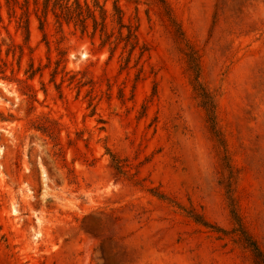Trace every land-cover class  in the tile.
<instances>
[{
    "label": "rangeland",
    "instance_id": "rangeland-1",
    "mask_svg": "<svg viewBox=\"0 0 264 264\" xmlns=\"http://www.w3.org/2000/svg\"><path fill=\"white\" fill-rule=\"evenodd\" d=\"M163 2L119 0L133 47L112 0L105 44L0 0V264H257L239 228L264 254V0Z\"/></svg>",
    "mask_w": 264,
    "mask_h": 264
},
{
    "label": "trees",
    "instance_id": "trees-1",
    "mask_svg": "<svg viewBox=\"0 0 264 264\" xmlns=\"http://www.w3.org/2000/svg\"><path fill=\"white\" fill-rule=\"evenodd\" d=\"M93 1L94 8L90 6L87 0H84V3H82L81 0H34L35 4H41L42 14L45 17L48 15L49 11H51L60 25H62L63 21L66 23L74 22L75 26H79L82 32H86L89 26L88 20H91L93 27L92 35H95L98 31L103 44L113 43V32L108 30V11L105 6L100 3V0ZM107 1L108 0H105V2ZM161 1L164 5L163 0ZM16 2H18V0H16ZM28 3L29 0H24V5ZM112 4L114 10L112 21L118 26L121 40H126L127 43L135 47L137 43V28L124 22L123 12L119 5V0H112ZM96 9L99 11V18L96 15ZM166 14L169 19L172 18L167 10ZM40 24L43 28V21L41 19ZM28 25L29 19L26 20V24L24 25L26 30L28 29ZM124 28L127 29V33L125 35L122 34V30ZM186 55L188 68L193 76L192 85L194 91L206 111L211 129L220 140L218 130L216 129L217 116L214 95L207 88H205L200 81L201 66L197 53L190 50L186 52ZM233 216L235 221L239 223V218L235 211H233ZM238 230L240 231L243 242L252 251L257 264H264V254L257 243L246 233L244 228H239Z\"/></svg>",
    "mask_w": 264,
    "mask_h": 264
}]
</instances>
